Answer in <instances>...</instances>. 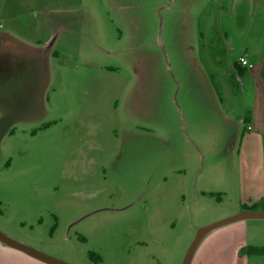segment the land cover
Returning <instances> with one entry per match:
<instances>
[{"label": "rangeland", "instance_id": "1", "mask_svg": "<svg viewBox=\"0 0 264 264\" xmlns=\"http://www.w3.org/2000/svg\"><path fill=\"white\" fill-rule=\"evenodd\" d=\"M263 69L264 0H0V230L70 264H181L236 213Z\"/></svg>", "mask_w": 264, "mask_h": 264}, {"label": "crops", "instance_id": "2", "mask_svg": "<svg viewBox=\"0 0 264 264\" xmlns=\"http://www.w3.org/2000/svg\"><path fill=\"white\" fill-rule=\"evenodd\" d=\"M235 64L245 72L246 65L241 66L236 60ZM237 69V68H236ZM238 72L242 73L237 69ZM264 69L262 70V73ZM257 89L262 92V99L252 106V111L244 117L245 126L239 137L237 148L239 161V200L238 206L233 212L242 210L264 211V86L257 84ZM243 116H240V120ZM231 212V213H233ZM254 219L239 220L223 225L210 231L200 242L194 258L198 259L197 264H221L229 261L230 264H248L247 253L244 248L248 245L257 246L259 231H249L251 226L262 224L249 221ZM257 220V219H256ZM264 220V219H259ZM257 222V221H255ZM264 222V221H263ZM264 224V223H263ZM258 234V235H257ZM0 242V258L7 262L8 256L12 253L29 264L32 259L37 260L17 249L11 248ZM6 246V247H5ZM16 250L24 254L15 253ZM39 261V260H37ZM42 262V261H39ZM44 263V262H43Z\"/></svg>", "mask_w": 264, "mask_h": 264}, {"label": "water", "instance_id": "3", "mask_svg": "<svg viewBox=\"0 0 264 264\" xmlns=\"http://www.w3.org/2000/svg\"><path fill=\"white\" fill-rule=\"evenodd\" d=\"M245 219H264V211L262 210H242L238 211L234 214H231L225 218L219 219L217 221H214L212 223L200 226L196 229L195 235L189 244L182 263L181 264H191L192 257L202 241V239L212 230L221 227L223 225L236 222L239 220H245ZM0 242L11 247L14 249H17L39 261H42L46 264H70L69 262L62 260L60 258L54 257L52 255H49L47 253H44L24 242H21L17 239H14L13 237L7 235L3 231L0 230Z\"/></svg>", "mask_w": 264, "mask_h": 264}, {"label": "trees", "instance_id": "4", "mask_svg": "<svg viewBox=\"0 0 264 264\" xmlns=\"http://www.w3.org/2000/svg\"><path fill=\"white\" fill-rule=\"evenodd\" d=\"M236 68L239 69V71L242 72V68H239V66H237L235 64ZM246 253H264V246H252V245H248L244 248Z\"/></svg>", "mask_w": 264, "mask_h": 264}, {"label": "built area", "instance_id": "5", "mask_svg": "<svg viewBox=\"0 0 264 264\" xmlns=\"http://www.w3.org/2000/svg\"><path fill=\"white\" fill-rule=\"evenodd\" d=\"M237 61H238V63H239L241 66H245V65H247V60H246L244 57H242V56H239V57L237 58Z\"/></svg>", "mask_w": 264, "mask_h": 264}]
</instances>
